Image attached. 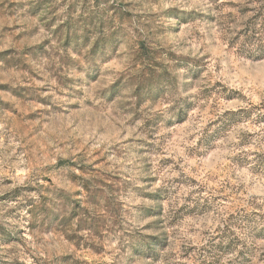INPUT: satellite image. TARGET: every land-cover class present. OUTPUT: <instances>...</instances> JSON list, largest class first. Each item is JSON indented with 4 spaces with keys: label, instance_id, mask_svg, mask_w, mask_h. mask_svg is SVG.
<instances>
[{
    "label": "rangeland",
    "instance_id": "obj_1",
    "mask_svg": "<svg viewBox=\"0 0 264 264\" xmlns=\"http://www.w3.org/2000/svg\"><path fill=\"white\" fill-rule=\"evenodd\" d=\"M0 264H264V0H0Z\"/></svg>",
    "mask_w": 264,
    "mask_h": 264
},
{
    "label": "trees",
    "instance_id": "obj_2",
    "mask_svg": "<svg viewBox=\"0 0 264 264\" xmlns=\"http://www.w3.org/2000/svg\"><path fill=\"white\" fill-rule=\"evenodd\" d=\"M223 243H224V241L222 240L221 243H220V245L222 246Z\"/></svg>",
    "mask_w": 264,
    "mask_h": 264
}]
</instances>
